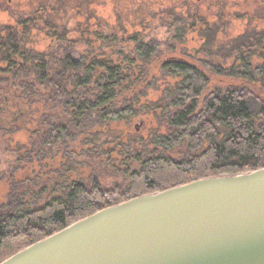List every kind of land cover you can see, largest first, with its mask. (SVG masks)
Segmentation results:
<instances>
[{
  "label": "trees",
  "instance_id": "16d2710c",
  "mask_svg": "<svg viewBox=\"0 0 264 264\" xmlns=\"http://www.w3.org/2000/svg\"><path fill=\"white\" fill-rule=\"evenodd\" d=\"M253 4L222 41L225 1L0 0V263L106 207L264 167Z\"/></svg>",
  "mask_w": 264,
  "mask_h": 264
},
{
  "label": "water",
  "instance_id": "95a60500",
  "mask_svg": "<svg viewBox=\"0 0 264 264\" xmlns=\"http://www.w3.org/2000/svg\"><path fill=\"white\" fill-rule=\"evenodd\" d=\"M0 264H264V167L106 207Z\"/></svg>",
  "mask_w": 264,
  "mask_h": 264
},
{
  "label": "rangeland",
  "instance_id": "374dc122",
  "mask_svg": "<svg viewBox=\"0 0 264 264\" xmlns=\"http://www.w3.org/2000/svg\"><path fill=\"white\" fill-rule=\"evenodd\" d=\"M176 0H174L175 2ZM206 1V0H203ZM217 1H225L230 3L231 6L228 5H224L225 9L228 10L229 14L231 15V17H226V21L224 22V26H222V28L226 29L227 34L220 36V39L222 41H225V39H229V38H234L239 36L240 34L243 33L244 29L247 26V21L243 20V19H235V14H243L248 12V14H252L254 13V7L255 4H253V0H217ZM18 2H21V4H23V0H7V3L10 5V9H17L16 5ZM230 9V10H229ZM9 22L8 20V15L5 12L0 11V24L1 23H6ZM228 22V23H227ZM228 25H227V24ZM252 26H254V23H251ZM227 25V26H226ZM187 43L189 45V48H193V46H197V44L199 43V40L196 37V34H192L190 37H188L187 39ZM255 60H259L258 62H262L261 57H256L254 58ZM216 79V78H214ZM215 83H219L218 80L216 79L215 81L213 80V84ZM214 86V85H213ZM138 126V131H140V129L142 128V123H138V122H134V127ZM15 137V139L17 140H22V135L21 132L20 133H16L15 135H13ZM78 155L76 157L77 162H79L80 160H83V157H79V153L80 151L77 150ZM9 156H11V148H7L5 142H1L0 141V170L2 172V170H4L5 167V161L7 160V158H9ZM2 175L0 176V190L4 189L6 187V183H5V178L2 177ZM107 181H102L104 184H111V182H113L115 180V178L113 176H109L106 178Z\"/></svg>",
  "mask_w": 264,
  "mask_h": 264
},
{
  "label": "flooded vegetation",
  "instance_id": "af4514ba",
  "mask_svg": "<svg viewBox=\"0 0 264 264\" xmlns=\"http://www.w3.org/2000/svg\"><path fill=\"white\" fill-rule=\"evenodd\" d=\"M135 130L138 131V126H135Z\"/></svg>",
  "mask_w": 264,
  "mask_h": 264
}]
</instances>
